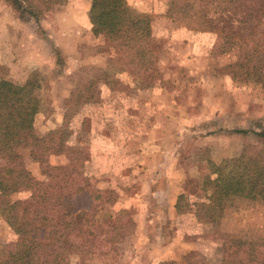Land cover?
I'll list each match as a JSON object with an SVG mask.
<instances>
[{
	"label": "rangeland",
	"instance_id": "374dc122",
	"mask_svg": "<svg viewBox=\"0 0 264 264\" xmlns=\"http://www.w3.org/2000/svg\"><path fill=\"white\" fill-rule=\"evenodd\" d=\"M12 1L0 0V79L22 84L38 78L36 135L56 130L69 155H83L75 167L99 194L87 212L104 226L89 263L187 264L194 253L198 263L217 264L225 239H264L262 200L231 199L219 224L202 223L196 208L180 214L177 202L171 210L172 199L199 192L210 162L264 146L258 134L264 85L232 76L229 65L240 53L217 48L220 31L196 15L201 0H191L194 8L174 2L179 16L169 14L172 0H126L151 21V37L137 45L95 33L91 0H62L41 20ZM21 151L34 177L45 181L47 164L36 161L31 148ZM68 157L51 155L49 163L66 166ZM28 195L17 192L11 200ZM118 215L124 228L115 244L108 232ZM5 222L0 260L18 241ZM82 261L71 254V264Z\"/></svg>",
	"mask_w": 264,
	"mask_h": 264
},
{
	"label": "trees",
	"instance_id": "16d2710c",
	"mask_svg": "<svg viewBox=\"0 0 264 264\" xmlns=\"http://www.w3.org/2000/svg\"><path fill=\"white\" fill-rule=\"evenodd\" d=\"M60 1L12 3L41 20ZM176 1L180 0H172L170 5L172 16L181 14L175 7L179 4L174 5ZM186 1L192 8L196 6L195 1ZM201 1L204 6L196 15L209 30L220 31L217 48L240 53L238 60L229 65L232 76L264 85V0ZM90 20L95 33H104L124 45L140 44L152 34L149 16L135 11L126 0H91ZM41 87L38 78H29L22 84L0 79V215L18 235L16 248L0 264H71L73 253L83 257L79 264H92L87 255L92 252L94 237L102 236L104 226L95 223V216L87 211L99 194L90 191L86 178L75 167V159L83 155H69L65 143L57 141L58 131L36 135L35 120L42 108ZM258 134L264 136V130ZM26 147L31 148L36 161L47 164L45 181L34 177L27 167L21 151ZM64 152L69 156L68 165L49 163L51 155ZM210 166L211 172L202 176L196 195L182 193L178 197L180 214L196 208L202 223L219 224L231 199L264 201V146L254 152L246 148L239 156L210 162ZM22 191L29 195L11 200L14 193ZM121 218H114L112 223L119 220V224L108 232L112 234L109 240L115 244L123 235ZM221 246L223 254L217 264H264V239L230 237ZM194 257L190 253L187 264H210L198 263Z\"/></svg>",
	"mask_w": 264,
	"mask_h": 264
},
{
	"label": "crops",
	"instance_id": "0c3cea01",
	"mask_svg": "<svg viewBox=\"0 0 264 264\" xmlns=\"http://www.w3.org/2000/svg\"><path fill=\"white\" fill-rule=\"evenodd\" d=\"M176 202H177V198L175 199H172V206H171V210H172V212H173V209L175 208V204H176ZM0 221H2V222H5L3 219H1V215H0ZM5 223H7V222H5ZM8 224V223H7ZM9 225V224H8Z\"/></svg>",
	"mask_w": 264,
	"mask_h": 264
}]
</instances>
